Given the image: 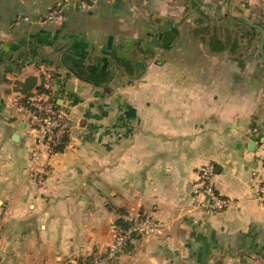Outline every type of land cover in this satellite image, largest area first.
Listing matches in <instances>:
<instances>
[{
	"label": "crops",
	"instance_id": "0c3cea01",
	"mask_svg": "<svg viewBox=\"0 0 264 264\" xmlns=\"http://www.w3.org/2000/svg\"><path fill=\"white\" fill-rule=\"evenodd\" d=\"M82 1L0 0V264H66L139 216L165 226L116 264H264L261 31L233 17L264 27V0ZM42 65L70 137L38 184L17 103L43 92ZM205 163L234 207H193Z\"/></svg>",
	"mask_w": 264,
	"mask_h": 264
},
{
	"label": "built area",
	"instance_id": "2783aa9c",
	"mask_svg": "<svg viewBox=\"0 0 264 264\" xmlns=\"http://www.w3.org/2000/svg\"><path fill=\"white\" fill-rule=\"evenodd\" d=\"M92 1L84 0L79 6L82 10H87ZM64 18L63 8L55 7L47 14L49 21L63 22ZM41 72L44 77L43 92L26 102L17 103L34 133L29 155V173L38 184L45 181L52 159L63 151L70 137L68 105L58 103L56 98L61 80L44 65L41 66ZM215 173V165L209 163L201 166L193 186V206L207 215L226 211L236 205L234 199L226 197L217 189ZM255 197L264 204V182L259 185ZM162 226L163 223L154 216L136 217L127 226L120 227L113 241L107 246L98 248L89 255L71 257L66 264H116L119 253L134 238L159 230Z\"/></svg>",
	"mask_w": 264,
	"mask_h": 264
},
{
	"label": "water",
	"instance_id": "95a60500",
	"mask_svg": "<svg viewBox=\"0 0 264 264\" xmlns=\"http://www.w3.org/2000/svg\"><path fill=\"white\" fill-rule=\"evenodd\" d=\"M234 2H235V0H230L231 7H233ZM233 17H235L237 20H239V21H241V22H243V23H245L251 27L257 28L261 31L260 50H261L262 59L264 60V27L261 25H258L256 23H253V22H251L245 18H241V17L235 16V15ZM14 137H15L14 138L15 141H17L18 135L16 134V135H14Z\"/></svg>",
	"mask_w": 264,
	"mask_h": 264
},
{
	"label": "rangeland",
	"instance_id": "374dc122",
	"mask_svg": "<svg viewBox=\"0 0 264 264\" xmlns=\"http://www.w3.org/2000/svg\"><path fill=\"white\" fill-rule=\"evenodd\" d=\"M205 164H209V163H205ZM205 164H204V165H205ZM211 164H213V163H211ZM213 165H215V164H213ZM202 166H203V165H202ZM200 167H201V166H200ZM200 167H199V168H200ZM199 168H198V170H199ZM197 172H198V171H197ZM196 179H197V178H196ZM195 181H196V180H195ZM194 183H195V182H194ZM193 186H194V184H193ZM192 192H193V188H192ZM192 199H193V197H192ZM192 205H193V204H192ZM193 207H194V206H193ZM156 219H157V218H156ZM158 220H159V219H158ZM159 221L163 223V221H161V220H159ZM164 226H165V223H163V226H162V227H164ZM162 227H161V228H162ZM161 228H160V229H161ZM144 235H145V234H144ZM134 239H135V238H134Z\"/></svg>",
	"mask_w": 264,
	"mask_h": 264
},
{
	"label": "trees",
	"instance_id": "16d2710c",
	"mask_svg": "<svg viewBox=\"0 0 264 264\" xmlns=\"http://www.w3.org/2000/svg\"><path fill=\"white\" fill-rule=\"evenodd\" d=\"M256 30V29H255ZM64 148V147H63ZM127 226V225H126ZM122 227H124V226H122Z\"/></svg>",
	"mask_w": 264,
	"mask_h": 264
}]
</instances>
